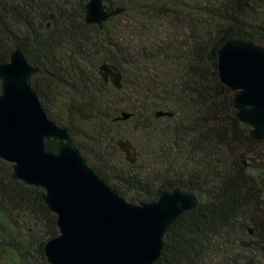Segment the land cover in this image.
<instances>
[{
  "label": "trees",
  "instance_id": "1",
  "mask_svg": "<svg viewBox=\"0 0 264 264\" xmlns=\"http://www.w3.org/2000/svg\"><path fill=\"white\" fill-rule=\"evenodd\" d=\"M71 1L51 0L46 8L47 0H0V62L22 49L38 68L32 85L48 116L71 135L73 125L83 123L94 134L89 140L116 139L121 121L145 133L149 156L137 152L127 161L121 155V166L112 168L146 202L167 190L197 194V207L172 224L154 264H256L251 251L264 260V140L253 138L239 119L234 92L218 74V50L226 40L264 45V25L249 21L264 13V0H108L125 11L103 27L86 23L85 2L73 10ZM129 16L133 21L120 29ZM159 20L168 23L166 39L145 43L153 29L161 32ZM103 63L121 70L120 89L101 76ZM50 101L68 118L53 113ZM159 110L173 116L156 117ZM123 111L133 116L116 121ZM57 146L46 142L49 150ZM148 157L163 167L143 172L138 161ZM95 170L137 204L140 198ZM12 172L0 158V264H50L44 246L59 234L57 216L42 188Z\"/></svg>",
  "mask_w": 264,
  "mask_h": 264
},
{
  "label": "water",
  "instance_id": "2",
  "mask_svg": "<svg viewBox=\"0 0 264 264\" xmlns=\"http://www.w3.org/2000/svg\"><path fill=\"white\" fill-rule=\"evenodd\" d=\"M124 11L104 0H87L85 21L103 27ZM37 72L19 47L8 62H0V158L11 163L13 178L45 191L44 202L57 216L59 234L44 246L48 263H156L165 234L183 213L197 207V194L174 189L155 201H127L89 165L70 131L48 116L32 85ZM100 74L115 88L122 87L119 68L103 63ZM218 74L234 92L239 119L253 138L264 140V45L226 40L218 50ZM132 116L123 111L115 120ZM164 116L173 113L156 112V117ZM51 140L58 142L56 151L46 147Z\"/></svg>",
  "mask_w": 264,
  "mask_h": 264
},
{
  "label": "rangeland",
  "instance_id": "3",
  "mask_svg": "<svg viewBox=\"0 0 264 264\" xmlns=\"http://www.w3.org/2000/svg\"><path fill=\"white\" fill-rule=\"evenodd\" d=\"M51 0H47V4L44 5L47 8V5L49 4ZM201 3L205 2L206 0H196ZM217 1V0H216ZM83 2H85V5L87 3L83 0H72L71 1V7L73 10H79L81 9V6L83 5ZM107 4H109L108 0H105ZM42 7L44 9L43 12H45L46 8ZM41 9V6H40ZM49 12L46 11V15H48ZM252 18L249 19V21H256L259 24L264 25V13L259 14H252ZM131 16L127 17V19L123 20L119 26V28H125L128 26L131 21ZM155 28H159L161 32H155V29H153L154 33L147 36V38L144 40L147 44H159L163 40L166 39V35L169 32L168 23L163 22L159 20L158 22H155ZM67 68V67H66ZM68 70V69H67ZM68 74V71H66ZM63 88V86H61ZM126 94V93H125ZM124 95V93L122 94ZM50 110L57 114L61 115L65 118H68V114L65 111L60 110L57 106L54 105L51 101L48 102ZM121 114V113H120ZM119 114V115H120ZM118 115V116H119ZM134 124L132 121H121L116 126L115 129L117 131V138L114 139L112 136H97L95 139L89 140L86 138L88 134L94 135L91 132V126L86 125L83 123H75L73 125L74 134L72 135L74 142L81 150L82 154L86 158L87 162L90 166L93 168H97L103 172L105 176H108L109 181L111 183H117L120 190L125 192L127 196H135L140 198L137 204H140L142 202H146L148 200H145L146 196L145 194L137 193L133 191L132 189H129L125 186V184L117 177L115 176L113 166L116 168H119L121 166V158L120 156H124V160L130 161L133 159H137L136 154L139 152L143 153L144 156H149V149H150V143L148 142V138L144 137L145 133H142L141 131L134 130ZM103 137V138H102ZM157 161L153 159V157H148L146 160L139 159L138 163L143 164L145 167L144 169L146 171H143L145 173L152 172L154 169L160 170L163 165L160 163H156ZM147 163V164H146ZM105 164H108V166H105ZM123 166V164H122ZM116 171V170H115ZM143 173V174H145ZM143 177V176H142ZM145 198V199H144ZM255 240V239H254ZM247 252V251H246ZM244 252V254H246ZM249 254V253H248ZM251 255L256 258V264H264V260L262 256L255 251H251Z\"/></svg>",
  "mask_w": 264,
  "mask_h": 264
},
{
  "label": "flooded vegetation",
  "instance_id": "4",
  "mask_svg": "<svg viewBox=\"0 0 264 264\" xmlns=\"http://www.w3.org/2000/svg\"><path fill=\"white\" fill-rule=\"evenodd\" d=\"M106 82V81H105ZM108 82H110V81H108ZM111 83V82H110Z\"/></svg>",
  "mask_w": 264,
  "mask_h": 264
}]
</instances>
